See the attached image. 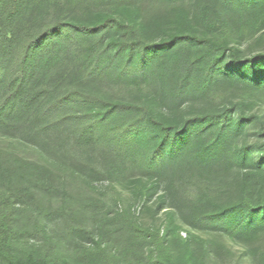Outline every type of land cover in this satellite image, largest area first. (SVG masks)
Segmentation results:
<instances>
[{
    "label": "trees",
    "instance_id": "trees-1",
    "mask_svg": "<svg viewBox=\"0 0 264 264\" xmlns=\"http://www.w3.org/2000/svg\"><path fill=\"white\" fill-rule=\"evenodd\" d=\"M0 140V264H264V0H0Z\"/></svg>",
    "mask_w": 264,
    "mask_h": 264
},
{
    "label": "rangeland",
    "instance_id": "rangeland-1",
    "mask_svg": "<svg viewBox=\"0 0 264 264\" xmlns=\"http://www.w3.org/2000/svg\"><path fill=\"white\" fill-rule=\"evenodd\" d=\"M134 93H136L135 90H133V91H126V90H122V89L120 90L119 88L112 89L110 91V94L114 98H120V99H126V98L130 97L129 96L130 94H134ZM10 145L12 146V149H11V146ZM0 148L13 150L14 155L16 157H21L23 159H29V160H35V159H37V154L34 151H32L31 149H29L27 147H21V146L17 145L16 142H13L12 144H9L8 141L6 142V141H1L0 140ZM71 186H72V188H75V189H78V187H80V185H79V183L77 181H74L71 184ZM125 200L130 201L128 197H125ZM42 206L46 210H49L50 208H52L50 210H54V209L56 210L57 207H58V203H57V200H55V199H53V200L43 199ZM133 210H134L135 215L136 216H139L140 217V220L143 223L148 224V223H151L152 222L150 214L148 212H146V211H144L143 213H140L139 208H138V205L135 206L133 208ZM155 221H157V219ZM53 223H54V225H56V224H59L60 222L59 221H54ZM54 225H53V227H55ZM181 236L182 237H185L184 231L181 232Z\"/></svg>",
    "mask_w": 264,
    "mask_h": 264
}]
</instances>
